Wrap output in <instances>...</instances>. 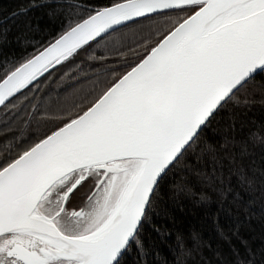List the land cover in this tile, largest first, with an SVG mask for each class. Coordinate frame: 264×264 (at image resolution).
<instances>
[{"label":"snow or ice","instance_id":"1","mask_svg":"<svg viewBox=\"0 0 264 264\" xmlns=\"http://www.w3.org/2000/svg\"><path fill=\"white\" fill-rule=\"evenodd\" d=\"M257 95L264 0H30L9 12L0 264H152L153 218L192 174L233 217L217 225L219 264H264V242L241 231L264 225V133L235 134Z\"/></svg>","mask_w":264,"mask_h":264},{"label":"trees","instance_id":"2","mask_svg":"<svg viewBox=\"0 0 264 264\" xmlns=\"http://www.w3.org/2000/svg\"><path fill=\"white\" fill-rule=\"evenodd\" d=\"M29 2L30 0H0V20L9 12ZM40 14L39 9L28 13L33 19ZM206 131L210 138L216 135L212 129ZM253 131L264 133V103L260 102L258 95L250 108L241 111L235 134L238 138H247ZM250 150L259 158L261 152L259 144L254 146L250 144ZM180 178L188 181V188L176 193L175 203L172 200L165 202L167 215L161 213L154 216L153 220L159 231L149 229L151 241L156 246V252L150 257L152 264H219L216 253L227 255L229 249L221 239L217 225L228 227L233 217L218 211L220 209L218 195L195 174L177 177ZM175 182L174 180L173 183ZM201 192H206L209 199L202 201ZM169 195H172L171 191ZM241 231L254 249H259L264 242L261 239L264 235V225L256 219L252 221L251 230L244 228ZM178 235L182 238L184 249L192 251L191 256L181 254L179 247L181 241L177 240Z\"/></svg>","mask_w":264,"mask_h":264}]
</instances>
